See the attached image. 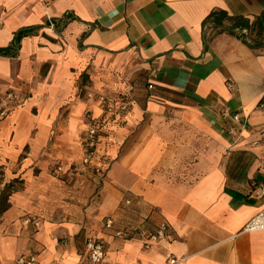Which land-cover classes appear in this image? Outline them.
I'll return each instance as SVG.
<instances>
[{
	"label": "crops",
	"instance_id": "0c3cea01",
	"mask_svg": "<svg viewBox=\"0 0 264 264\" xmlns=\"http://www.w3.org/2000/svg\"><path fill=\"white\" fill-rule=\"evenodd\" d=\"M0 49V97H21L0 118V165L24 181L0 264H85L90 235L103 264H264V229L244 228L264 209V0H0ZM115 81L134 101L99 134L96 172L86 92L115 96ZM162 222L168 239L147 244Z\"/></svg>",
	"mask_w": 264,
	"mask_h": 264
},
{
	"label": "built area",
	"instance_id": "2783aa9c",
	"mask_svg": "<svg viewBox=\"0 0 264 264\" xmlns=\"http://www.w3.org/2000/svg\"><path fill=\"white\" fill-rule=\"evenodd\" d=\"M46 1V0H45ZM118 81L113 82V88L115 90L119 89ZM228 88L232 87L230 82L227 83ZM147 87L149 89L153 88V83L148 82ZM120 91V92H119ZM88 97H94L99 107L102 110V116L93 117L88 115L87 126L85 129V134L83 138V154L81 157V162L85 166L94 167L96 172H100L101 168L98 165V150L97 143L99 134L104 131L105 126L114 121L116 116H119L121 112L127 109L134 101V96L130 92V88L126 90H118V93L114 95H109L105 93H94L89 90L86 92ZM20 94L15 91H8L0 97V118L4 117L12 108L21 103ZM259 106L264 107V102H260ZM224 116H229L233 122L239 121V114H230L228 111L223 110ZM235 128L233 126L229 127V132L233 133ZM261 136L264 137V131H261ZM256 144V141L252 142ZM264 165V164H262ZM56 171H62L61 165H57ZM260 192H264V186L259 187ZM24 223L33 222L34 225L39 224V220L35 217H26L23 219ZM113 225V220L111 218H106L105 227L111 228ZM247 231L262 230L264 229V209H261L253 217H251L244 226ZM133 230V228H128ZM123 231H116L117 235H121ZM144 237L148 243L158 242L161 240L168 239L167 224L162 222L159 224L158 228L151 232H145ZM85 254L87 262L85 264H103V259L105 255L104 243L94 236L86 237L84 241ZM169 263H175L178 260L171 256L168 259ZM13 264H39L37 261V256L34 253L20 254L15 259Z\"/></svg>",
	"mask_w": 264,
	"mask_h": 264
},
{
	"label": "trees",
	"instance_id": "16d2710c",
	"mask_svg": "<svg viewBox=\"0 0 264 264\" xmlns=\"http://www.w3.org/2000/svg\"><path fill=\"white\" fill-rule=\"evenodd\" d=\"M240 25V22L235 21L234 25ZM26 33V30H21L16 33L14 40L17 42L19 38ZM0 49V54H2ZM23 179L19 176H15L9 180L5 179L4 167L0 165V217L4 211L10 207V196L13 192L20 190L23 187Z\"/></svg>",
	"mask_w": 264,
	"mask_h": 264
},
{
	"label": "rangeland",
	"instance_id": "374dc122",
	"mask_svg": "<svg viewBox=\"0 0 264 264\" xmlns=\"http://www.w3.org/2000/svg\"><path fill=\"white\" fill-rule=\"evenodd\" d=\"M130 92L132 93V95H133V89H132V87L130 88Z\"/></svg>",
	"mask_w": 264,
	"mask_h": 264
}]
</instances>
